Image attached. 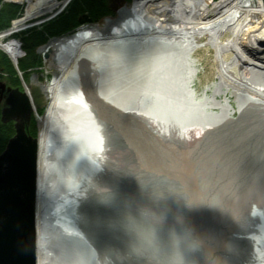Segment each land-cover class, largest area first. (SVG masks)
<instances>
[{"label":"bare ground","instance_id":"bare-ground-1","mask_svg":"<svg viewBox=\"0 0 264 264\" xmlns=\"http://www.w3.org/2000/svg\"><path fill=\"white\" fill-rule=\"evenodd\" d=\"M3 1L24 6L0 33V49L17 63L21 48L10 36L71 0ZM121 10L39 52L50 51L40 60L53 76L39 85L37 264H117L81 207L90 215L85 197L99 178L93 159L123 117L126 128L131 118L146 125L137 130L150 138L134 143L156 150L149 169L161 174L166 165L168 182L181 181L178 264H264V0H133ZM220 138L246 149L244 166L210 163L227 142ZM221 209L224 222L214 219Z\"/></svg>","mask_w":264,"mask_h":264},{"label":"rangeland","instance_id":"rangeland-1","mask_svg":"<svg viewBox=\"0 0 264 264\" xmlns=\"http://www.w3.org/2000/svg\"><path fill=\"white\" fill-rule=\"evenodd\" d=\"M62 2L64 1H60L59 3ZM19 6L22 8V13L16 19L20 18L24 12V6ZM119 6L120 4L114 8L111 7L114 13L113 19L118 18L122 12V10L117 11ZM65 7H61L60 5L53 13L45 14L29 21L25 28L13 33L10 39L13 38L18 40L15 36L19 35L21 32L40 27L42 24L56 18ZM89 23H93V20ZM11 27L12 24L10 28ZM76 29L77 28H75L74 31ZM73 32L65 35H70ZM49 40L38 48L37 55L39 58L40 55L44 57L45 52L47 53V50H44L39 54V52L42 51L41 48H43ZM18 42L21 48L20 58H23L25 53L22 50L21 42L19 40ZM0 51L6 54L2 49H0ZM31 73L37 76L39 83H44L53 76V70L47 69L45 66H40V68L38 67L37 70ZM29 78L30 75L26 81L24 80L25 85H29ZM3 83L6 84L5 81H3ZM22 88L21 86L19 89ZM43 111L44 108L38 110L37 114L39 113L41 115ZM32 119L36 121L34 117H32ZM36 119L38 121L37 117ZM120 120L119 126L122 125L123 127L116 128V131H110L108 133L110 135L106 136L105 142L107 147L105 150L101 151L102 158L93 159L92 166L98 169L99 178L96 177V184L89 188L85 197V202L89 204L88 207L92 209L88 212L91 213L87 215V212H85L87 208L84 209L85 206H82V217H85L92 224L99 226L96 230V234H104L106 236V238L103 239L104 242L101 244L102 250H104L107 256H116L117 264H178L179 261L182 262L183 256L179 237L181 232L185 229V226L181 225L176 220V215H178L176 207L181 203L183 204L181 192L178 190L181 181L179 183L177 182V184H179L177 186L168 182L166 174H169V171L165 168L166 165L163 167L161 166V170L165 174H158L149 169V163L151 159L154 158L149 148L154 147L148 144L138 145L132 141V139L134 140L135 138H143V140L150 138V135L146 133L144 136L142 134L139 136L136 134L135 130L137 127L146 126L142 124V120L131 118L128 128L126 127L130 120L125 117ZM172 123L176 124V122H171V124ZM131 127H136V129L132 130L134 133L131 132ZM37 132L38 127L36 123V135ZM226 139V144L220 145L222 151L213 154V157L209 159L210 163L214 160H218V162L225 161L229 163L233 161L234 163H238V160H240L239 162H243L244 166V159L245 161L249 159V154L245 151L246 149H235L231 146L234 139L220 138L219 141L225 142L224 140ZM236 140L237 139H235V141ZM238 140L236 142H239ZM214 141H217V138ZM135 145L140 146L139 148L141 150L137 149ZM157 147L159 148L160 144H157ZM249 149L250 148H248V150ZM198 156L201 157V155ZM162 157L163 159H170L171 155L167 156L163 153ZM162 161L164 163L166 160ZM206 162V165L211 168L209 162ZM145 165H147L146 168H144ZM159 165H156V167ZM169 177H171V175H169ZM170 181L173 180L170 179ZM117 220L121 221L122 223L120 224L123 226L119 227V225L116 224ZM71 225H75V223L73 222ZM183 234H186V232H183Z\"/></svg>","mask_w":264,"mask_h":264},{"label":"water","instance_id":"water-1","mask_svg":"<svg viewBox=\"0 0 264 264\" xmlns=\"http://www.w3.org/2000/svg\"><path fill=\"white\" fill-rule=\"evenodd\" d=\"M126 5L124 1L121 2L117 11ZM112 17H105L97 23L100 25L107 20H114ZM86 22H91L87 15L78 18L79 25ZM49 53L50 51L45 52L44 58H48ZM13 64L17 70V63ZM29 81V85H21L22 89L12 88L0 82V103L3 102L1 122H13L15 131L0 153V264H37L39 125L36 117L38 110L44 107L45 101L39 92L40 83L37 76L32 73ZM32 117L35 118L38 127L35 137L27 132ZM133 129L136 127L130 128L132 133ZM135 131L138 136L144 134L137 129ZM136 139L139 138L134 140ZM138 145L135 146L140 149ZM149 149L150 153H156L154 148ZM257 166L259 168V162ZM227 217L228 215L221 209L214 219L224 222ZM214 224H217V221L209 224L211 230H217ZM221 226L220 223L216 237L220 235ZM213 236L215 237L214 231ZM213 236L210 232L208 239L212 240ZM216 250L218 251L217 248Z\"/></svg>","mask_w":264,"mask_h":264},{"label":"trees","instance_id":"trees-1","mask_svg":"<svg viewBox=\"0 0 264 264\" xmlns=\"http://www.w3.org/2000/svg\"><path fill=\"white\" fill-rule=\"evenodd\" d=\"M63 1V0H57ZM132 0H71L65 9L54 19L42 24L40 27L29 29L16 35L22 45L25 53L23 58L17 61V70L11 60L0 51V82L5 81L10 87L21 88L18 72L26 81L31 72L40 68L41 60L37 55L38 48L43 45L49 38L61 37L73 32L79 26L78 18L87 15L93 21H98L105 17H112L111 7L114 3ZM22 13L19 5L4 3L0 0V32L10 28L11 23ZM0 104V153L5 149L9 139L14 135V123L1 122ZM27 132L33 137L36 136V123L32 119Z\"/></svg>","mask_w":264,"mask_h":264},{"label":"flooded vegetation","instance_id":"flooded-vegetation-1","mask_svg":"<svg viewBox=\"0 0 264 264\" xmlns=\"http://www.w3.org/2000/svg\"><path fill=\"white\" fill-rule=\"evenodd\" d=\"M115 6L113 5V8H114Z\"/></svg>","mask_w":264,"mask_h":264}]
</instances>
